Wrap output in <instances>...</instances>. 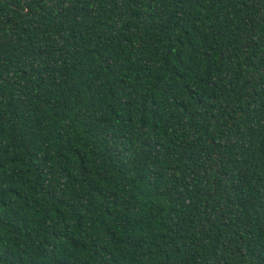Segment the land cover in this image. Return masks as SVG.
<instances>
[{"label": "trees", "instance_id": "16d2710c", "mask_svg": "<svg viewBox=\"0 0 264 264\" xmlns=\"http://www.w3.org/2000/svg\"><path fill=\"white\" fill-rule=\"evenodd\" d=\"M0 264H264V0H0Z\"/></svg>", "mask_w": 264, "mask_h": 264}]
</instances>
